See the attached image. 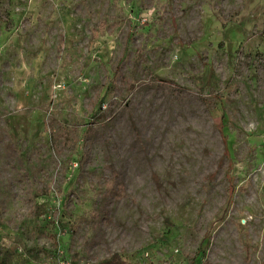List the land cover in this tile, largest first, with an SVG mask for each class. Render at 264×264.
I'll use <instances>...</instances> for the list:
<instances>
[{"label": "rangeland", "instance_id": "rangeland-1", "mask_svg": "<svg viewBox=\"0 0 264 264\" xmlns=\"http://www.w3.org/2000/svg\"><path fill=\"white\" fill-rule=\"evenodd\" d=\"M112 260L264 264V0H0V264Z\"/></svg>", "mask_w": 264, "mask_h": 264}, {"label": "trees", "instance_id": "trees-1", "mask_svg": "<svg viewBox=\"0 0 264 264\" xmlns=\"http://www.w3.org/2000/svg\"><path fill=\"white\" fill-rule=\"evenodd\" d=\"M82 161H83V159L80 160V162H79V166H81ZM112 186H113V182H112V180H110V181H108V182H107L102 188L105 189L107 192H110V191L112 190ZM198 252H199V254H201V255L204 256V253H203L202 251H198ZM5 262H6V261H4V263H5ZM6 264H7V263H6ZM104 264H120V262H119V261L112 260V261L107 262V263H104ZM205 264H208V263L205 261Z\"/></svg>", "mask_w": 264, "mask_h": 264}]
</instances>
